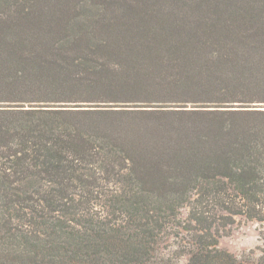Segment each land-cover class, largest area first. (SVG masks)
<instances>
[{"label": "trees", "instance_id": "obj_1", "mask_svg": "<svg viewBox=\"0 0 264 264\" xmlns=\"http://www.w3.org/2000/svg\"><path fill=\"white\" fill-rule=\"evenodd\" d=\"M71 3L0 0V264H264V0Z\"/></svg>", "mask_w": 264, "mask_h": 264}, {"label": "rangeland", "instance_id": "obj_2", "mask_svg": "<svg viewBox=\"0 0 264 264\" xmlns=\"http://www.w3.org/2000/svg\"><path fill=\"white\" fill-rule=\"evenodd\" d=\"M78 0H72L71 5H74ZM61 4L58 7L65 6L70 7L69 3ZM51 2L44 1L42 5H50ZM73 8V7H71ZM155 193H159L158 187L149 185ZM155 199H159L158 195H154ZM220 246L223 249H226L238 256H244L245 253H248L251 249L256 250V254H260L264 251V221L259 220H249L245 217H237V221L234 225L230 227L227 233L221 238Z\"/></svg>", "mask_w": 264, "mask_h": 264}]
</instances>
